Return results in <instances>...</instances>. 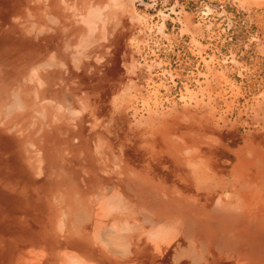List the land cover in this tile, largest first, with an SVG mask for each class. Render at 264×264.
<instances>
[{"label":"bare ground","instance_id":"1","mask_svg":"<svg viewBox=\"0 0 264 264\" xmlns=\"http://www.w3.org/2000/svg\"><path fill=\"white\" fill-rule=\"evenodd\" d=\"M128 14L0 0V264H264V138L232 147L218 119L150 113L133 156L101 117L97 93L115 88L118 111L140 89L119 67Z\"/></svg>","mask_w":264,"mask_h":264},{"label":"rangeland","instance_id":"2","mask_svg":"<svg viewBox=\"0 0 264 264\" xmlns=\"http://www.w3.org/2000/svg\"><path fill=\"white\" fill-rule=\"evenodd\" d=\"M120 1L131 30L119 67L124 75L133 66L135 76L125 83L140 89L138 95L134 89L123 95L122 101L132 103L118 111L115 88L97 93L98 104L106 105L101 117L114 118V134L124 137L118 148L124 145L136 155L130 129L136 115L150 113L218 119L210 128L225 142L237 140L232 147L244 138H264L255 123L264 110L263 0ZM109 81L116 83L112 77ZM228 148H218L217 160L230 157Z\"/></svg>","mask_w":264,"mask_h":264}]
</instances>
